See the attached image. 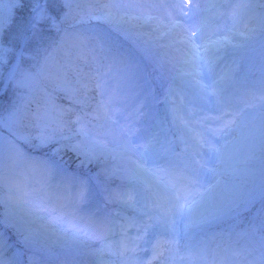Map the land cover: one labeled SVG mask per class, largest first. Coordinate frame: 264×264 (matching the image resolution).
<instances>
[{
  "label": "snow or ice",
  "instance_id": "snow-or-ice-1",
  "mask_svg": "<svg viewBox=\"0 0 264 264\" xmlns=\"http://www.w3.org/2000/svg\"><path fill=\"white\" fill-rule=\"evenodd\" d=\"M20 3L0 0V83L15 50L6 46L11 6ZM56 8L60 12L52 15L49 9ZM92 22L133 41L138 58ZM44 24L56 32L57 46L66 48L54 71L74 75L65 85L80 97L83 114L68 119L64 111L32 107L30 96L46 64L37 73L20 62L8 71L18 93L8 107L0 104V131L7 127L11 137L0 134V264H24L22 252L5 258L3 229H11L26 249L53 257L58 250L61 264H264V218L227 246L196 237L202 225L237 215L241 203L254 199L245 191L205 205V192L225 186L223 177L238 176L240 169L210 170L220 178L195 192L202 169L197 157L207 137L241 126L250 109H259L264 122V78L230 92L232 68L216 72L229 50L245 48L257 31L264 32V0H34L16 41L34 39ZM145 59L171 81L165 100L182 152H175L153 111L159 101L142 83ZM20 142L47 150L45 156H29ZM257 147L264 154V135L247 146L244 159ZM67 153L81 165L100 167L103 203H92L91 177L62 166ZM229 159L235 157L221 153L222 164ZM27 264H38L36 257Z\"/></svg>",
  "mask_w": 264,
  "mask_h": 264
},
{
  "label": "rangeland",
  "instance_id": "rangeland-1",
  "mask_svg": "<svg viewBox=\"0 0 264 264\" xmlns=\"http://www.w3.org/2000/svg\"><path fill=\"white\" fill-rule=\"evenodd\" d=\"M13 6L11 7L13 8ZM6 7H9V6L6 5ZM45 25L47 24H44L38 28L37 30L38 35H36V37L32 39L31 49H32L33 57L30 58V62L28 61L27 58H25L24 63L22 64L21 68L24 70L31 71L33 73H37V72H40V69L42 68V66L46 64L47 66L46 70L40 73L38 79L35 82V86L30 96V99L32 101L33 108L40 106L48 110H51L53 114H55V112L57 111H64V109L66 108L65 106H67L69 102L77 103V100L80 97L76 95L74 92L70 91L65 85L66 79L68 81H74L75 79L74 75L71 72L68 73V76L66 78L62 74L58 75L54 73L55 72L54 69L56 65L58 63H62L66 59V50L64 51V53L59 50L60 48L56 44V41L58 40V36L56 32L53 29H51L50 33L47 32L48 27L46 28L44 27L42 29V27ZM99 28L101 30H98V31H102L105 34L109 35L110 38L114 41L112 34H116V33L109 32L106 26H99ZM119 37L121 39L122 38L125 39V37L123 36H119ZM50 38L52 40H49ZM125 40L133 43V41L131 40H128V39H125ZM47 42H50L51 45H49L50 50L48 52H45L43 50V47ZM116 43L118 46H121L118 42ZM263 44H264V32L257 31L254 39H252L246 45L245 48L241 50H229L227 53L228 56L225 55L229 57V61L226 65L227 69L229 67L235 66L236 62L238 61V58L244 57V69H243L242 76H241V84H244V83L252 84L256 81H259L261 78H264V46ZM256 47H257V51H258V48L259 49L263 48L262 50L263 53L259 54L257 58L252 57L250 59L249 58L250 53H248V51L253 52L256 50L255 49ZM62 48L66 49L65 47H62ZM146 60L147 62H150L151 64L154 65L155 72L157 71L155 78L158 79V81H162L163 86H166L167 88H169L171 81L166 78L161 77L159 69L156 67L155 63L152 60H149V59H146ZM19 62H20V59H19ZM229 63H231V65ZM150 70L153 71L151 68ZM7 72H8V69H7ZM44 76L47 78V80H51L52 90H51V87H46L45 85H43L41 78L42 77L44 78ZM178 83L179 82H177V84ZM36 88H38V93L35 95L34 92L36 91ZM17 93H18V89L15 88V93L12 96L13 99L16 97ZM40 95H41V99L37 103V100L39 99ZM91 95L95 96V93L93 92L91 93ZM154 97L156 98V100H158V98H162V96L158 93H155ZM50 98L58 100V103L54 106L51 103ZM11 101L12 100L8 101V104L6 105V107H8ZM78 104L81 109L80 111H82L83 110L82 104L80 103ZM50 105H51V108H50ZM166 105H167V109L170 111L171 105L168 101L166 102ZM153 111L154 113H156L155 108H153ZM75 116H76L75 114H73L72 116L70 114L68 119H73L75 118ZM215 127H219V126H215ZM0 134H2L5 137V140H8L11 138L7 127L4 130L0 131ZM227 134L228 133L222 134L220 131H215L214 135L207 137L208 144L203 148V150L209 151V157L206 159V164L209 167L212 166V164L214 163L213 151H216V148L220 141L222 140L227 141L228 139V136H226ZM262 135H264V128H262L257 134L246 135L242 138L244 146L241 152L242 153L241 161L243 162L240 161V169L244 171V174H245V182H244L245 189L247 192L252 193L253 196H260L262 191L264 190V181L263 182L261 181V176L264 175V154H262L259 151V148H256V150L250 154V158L245 160L244 157L245 155H248L247 146L252 144L253 142L259 143ZM19 147L23 150V152L27 153L29 156L36 157V158H42L45 156L42 154L37 155L38 152H35L34 154L31 149H27V145L25 143L22 144V142H20ZM76 165L83 166V167L85 166V164L81 165L80 161H76ZM98 169L95 170L94 172V175L96 177H97V174L101 170L100 168ZM76 174L78 176H82L80 173H76ZM100 180H103V178L101 177ZM199 180H200V184L195 189V192L204 191L210 184L214 182L213 180L212 182H210L206 177H203L201 174L199 176ZM90 186L92 189L91 200L94 205L95 203L99 202V199L94 197L95 195L93 192L92 185ZM14 235L17 236L15 233ZM5 239L8 243L10 241V234H5ZM17 239L20 242V238L17 237ZM220 243L223 246H227L230 243L234 244L235 241L230 240L229 238L227 239L225 238L221 240ZM57 254H61V253L57 250L56 255ZM85 264H87L86 261H85Z\"/></svg>",
  "mask_w": 264,
  "mask_h": 264
},
{
  "label": "trees",
  "instance_id": "trees-1",
  "mask_svg": "<svg viewBox=\"0 0 264 264\" xmlns=\"http://www.w3.org/2000/svg\"><path fill=\"white\" fill-rule=\"evenodd\" d=\"M34 7V0H21V3L20 4H17V5H14L13 8L11 7V14H12V23H11V26L8 28L7 30V36H8V42L6 43L7 46L9 47H13L15 50L13 52V54L7 59V62H6V66H5V73L4 75H6V72H7V69H8V63L11 61V59L13 58L15 52H16V49H17V45H18V42L16 41L15 37H16V34L18 31H20L28 22V20L30 19L31 17V13H32V8ZM49 12L52 14V15H57L59 12H60V8H56V9H49ZM92 27H95L97 30H101L99 28V26L101 25H98L97 23L95 22H92ZM46 28L48 27L47 29V32H51V28L48 26V25H45L42 27L43 28ZM102 32V31H100ZM112 37L114 39V41H117L122 47H124V50L123 51H126V52H131L132 49H134V45L132 42L130 41H122L121 38L116 35V34H112ZM49 40H52L51 38ZM31 45H32V39H28L27 41H24L23 45H22V49H21V52L23 53V57L22 59L20 58V65L22 66V64L24 63V60L25 58L28 59V61L30 62V58L33 57V54H32V49H31ZM49 45H51L50 42H47L44 47H43V50L45 52H48L50 49H49ZM60 48V49H59ZM58 49L60 51H62L64 53V51L66 49L62 48V47H59ZM256 50L253 51V52H250L248 51L249 54V58L251 59L252 57H254L256 54H259V48H258V51H257V47L255 48ZM136 51V50H135ZM261 52V51H260ZM263 52H261L262 54ZM227 55V54H226ZM228 56V55H227ZM227 56H224V63L227 65L228 61H229V57ZM36 61V60H35ZM231 65V63H229ZM242 68L238 67V66H235L234 68H232V75H233V78H234V84L237 82L238 78L240 77V70ZM52 70V69H51ZM55 74H57L56 72H54ZM42 80V83L43 85H45L46 87H51V90H52V83H51V80H47V78L44 76V78L42 77L41 78ZM3 82L0 83V87L2 86ZM57 91V90H56ZM15 93V86L13 84H10L9 82H7L5 88H4V95L3 96H0V104H2L4 107H6V105L8 104V101L9 100H13L12 96L13 94ZM38 93V88H36V91L34 92V94L36 95ZM41 99V95L39 97V99L37 100V103L38 101ZM51 99V103L55 106L57 103H58V100H55V99ZM66 108L64 109V112L67 113V117L66 118H69V115H70V112L76 110L78 107L72 103V102H69L67 104V106H65ZM50 108H51V105H50ZM27 124V122H26ZM258 127H260L261 129L264 128V124H258ZM30 130V128H25L24 131H28ZM33 135H35V132H33ZM28 148H31L35 151H40V152H43L44 154H46V151L47 150H39V149H36L35 147L31 146V145H28L26 144ZM50 155V153H49ZM58 159H60L58 157ZM78 158L72 154V153H67L65 154L62 159H61V164L63 166H65L66 168H80V169H83L85 170L86 172H88L89 176H91L94 180V182H96V186H100L101 189L103 188L104 186V183H103V180H97L96 179V176L94 175L93 171L97 170L98 168H100L97 164L95 163H92V164H87L86 166H74L75 164V161L77 160ZM99 170V169H98ZM114 184V183H113ZM112 187H114V185H112ZM4 233L5 234H10V237L11 238H14V233L11 229H3ZM11 245V243H10Z\"/></svg>",
  "mask_w": 264,
  "mask_h": 264
},
{
  "label": "water",
  "instance_id": "water-1",
  "mask_svg": "<svg viewBox=\"0 0 264 264\" xmlns=\"http://www.w3.org/2000/svg\"><path fill=\"white\" fill-rule=\"evenodd\" d=\"M13 64H16V59L14 60ZM7 79V78H6Z\"/></svg>",
  "mask_w": 264,
  "mask_h": 264
},
{
  "label": "bare ground",
  "instance_id": "bare-ground-1",
  "mask_svg": "<svg viewBox=\"0 0 264 264\" xmlns=\"http://www.w3.org/2000/svg\"><path fill=\"white\" fill-rule=\"evenodd\" d=\"M12 66H14V64H12ZM12 66H11V67H12Z\"/></svg>",
  "mask_w": 264,
  "mask_h": 264
}]
</instances>
